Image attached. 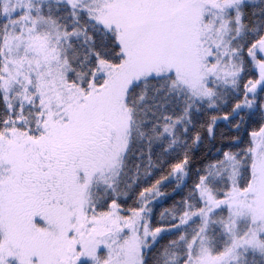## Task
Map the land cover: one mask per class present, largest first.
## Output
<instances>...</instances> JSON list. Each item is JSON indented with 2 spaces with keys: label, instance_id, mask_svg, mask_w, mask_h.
<instances>
[{
  "label": "snow or ice",
  "instance_id": "obj_1",
  "mask_svg": "<svg viewBox=\"0 0 264 264\" xmlns=\"http://www.w3.org/2000/svg\"><path fill=\"white\" fill-rule=\"evenodd\" d=\"M0 264H264V0H0Z\"/></svg>",
  "mask_w": 264,
  "mask_h": 264
}]
</instances>
